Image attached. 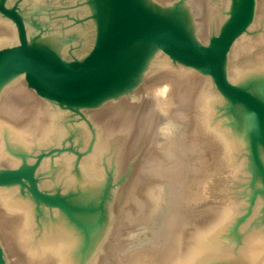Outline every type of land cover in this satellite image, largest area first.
Returning <instances> with one entry per match:
<instances>
[{
  "label": "water",
  "instance_id": "water-1",
  "mask_svg": "<svg viewBox=\"0 0 264 264\" xmlns=\"http://www.w3.org/2000/svg\"><path fill=\"white\" fill-rule=\"evenodd\" d=\"M0 264H264V0H0Z\"/></svg>",
  "mask_w": 264,
  "mask_h": 264
}]
</instances>
